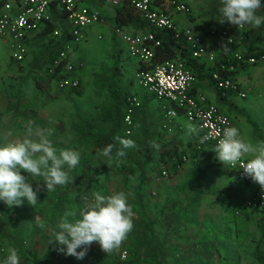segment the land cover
I'll return each mask as SVG.
<instances>
[{"label":"rangeland","instance_id":"obj_1","mask_svg":"<svg viewBox=\"0 0 264 264\" xmlns=\"http://www.w3.org/2000/svg\"><path fill=\"white\" fill-rule=\"evenodd\" d=\"M104 7L108 8L107 5ZM100 35L101 38H99ZM254 39L259 40L258 44L264 48V30L260 31ZM81 47H83V51H78ZM79 49L74 53L77 56L76 62L81 63L79 56L84 58L85 62L82 61L83 66H78L75 73L81 78L83 94L70 93L71 89L69 88L60 89L57 82L50 83L47 91L43 94L37 89L32 75L34 73L30 72L28 67L31 54L28 53L26 61L22 64H16L12 59L11 40L6 41L0 36V142H15L23 139L25 126L31 121L34 130L44 129L47 131L48 138L57 150L73 149L80 153V163L76 168L69 170V176L73 182L71 190H80L81 187L84 191V200L92 199L97 193L110 196L117 192H124L128 194V201H133L136 192L139 191L137 188L138 173L125 183V177L117 169V157L114 155L111 159L102 157L100 154L105 148L99 146L89 148L84 145L74 124L77 116L90 118L99 106L107 102L104 94H98L95 74L113 63L114 53L117 52L122 57L121 62H123L126 79H135L137 68L133 69L132 65L124 64L129 52L128 44L104 24L90 26L86 30V39L80 44ZM131 61L135 63L137 58H132ZM236 79L246 92L244 98L238 94L229 96V103L235 105L236 110H230L228 105L221 102L216 89L209 81L205 84V94L223 113L230 115L244 140L254 146L264 144V139L257 137L246 116L237 111L239 109L250 114L251 118L259 124L261 134L264 136V62L239 72ZM12 85L15 87L13 91L17 90L16 87L22 86L23 95L19 100L10 99L7 96L6 90ZM143 90L135 80L132 87L133 93L142 100L151 97ZM148 101L153 110L159 105V101L155 98H148ZM181 121L187 125L193 123H190L191 121L183 113ZM168 127H171V130H166L163 135L165 144L170 143L166 149L168 153L181 152L189 143H195L193 141L195 139L188 136V130L182 134L172 125ZM189 167L188 159L182 174H185V170ZM78 168L81 172L80 176L74 173V170ZM22 174L26 178L30 177V174L23 170ZM148 174L149 177L141 189L144 198L143 204L149 217L155 222L152 227L154 233L159 238L169 240L170 247L179 248L178 251L169 249V253L175 258L172 264H259L254 258L253 252L262 242L257 223L263 217V213L240 210L238 206L236 207L239 199H234L232 207H228L215 196L205 194L199 205L194 206L186 216L183 214L179 218L174 215L171 208L172 200L176 197L173 192V184L178 179L164 176L158 163L148 170ZM205 176L201 189L219 188L232 183V191L239 194L241 198L253 195L258 186V183L253 181L247 183L238 177L236 172L231 176L232 180H228V176L218 168L206 171ZM31 184L34 190L37 189V185L41 186L38 191V201L45 204L52 191L47 192L43 189V181L32 180ZM179 198L184 201L183 205H186L184 198ZM24 204L31 207L26 199L21 205L11 208L0 201V258L6 255L10 247L19 244V247L15 248L18 249L21 264L27 263L24 260L25 257L20 255L19 250L21 248L24 251L29 249V253L37 252L38 256H41L49 247L48 237L52 233L48 226L34 231L29 222L24 231L28 240L22 242L19 234H14L12 238L9 237L8 241L4 240L8 232L16 230L13 227L14 215L16 209L18 210L17 206L22 207ZM70 204H75V202L71 199ZM38 218L40 216L36 215V222H40ZM133 218L140 222L137 213H134ZM124 252L128 253V249L120 253L121 258ZM220 252L221 254H218ZM222 255L226 259H221ZM59 256L56 255V262L51 264H61L62 259ZM74 258L72 259L73 263Z\"/></svg>","mask_w":264,"mask_h":264},{"label":"trees","instance_id":"obj_2","mask_svg":"<svg viewBox=\"0 0 264 264\" xmlns=\"http://www.w3.org/2000/svg\"><path fill=\"white\" fill-rule=\"evenodd\" d=\"M6 1L8 0H0V10L2 4ZM19 1L20 0H12L14 3ZM96 2L100 4V2ZM50 13L51 18L44 22L40 31L29 35L26 40L28 47L27 56L28 53L31 54L28 67L30 72L34 73L32 75L34 76L37 89L43 94L47 91L50 83H58L63 78L68 77L62 74L65 68V61L59 64L53 73L49 71V65L54 62L63 46L71 39L69 32L71 22L68 18V13L59 6L55 0L51 2ZM114 24L115 27L119 28H131L145 33L152 32L155 38L160 41V45L154 47L155 62L166 60L183 61L193 71L196 80L209 81L216 89L218 98L221 102L228 105L230 110L237 109L235 105L229 103V96L235 93L232 90L220 88L213 79L212 72L218 68V61L206 67V61H204L203 58L193 57L191 46L182 34L176 36L173 30L158 29L148 26L142 18L141 13L133 7L128 0H124L120 6L115 7ZM56 31L59 32L58 35H55ZM236 45L240 46L239 43L234 44V46ZM238 51L242 52L246 57H258L264 53V49L259 46L257 39L251 41L246 47L240 46V50ZM24 61H26V59ZM236 66L237 70L234 75L237 76L239 72L246 70L250 64L238 62ZM144 67H146V65L141 63L140 69ZM227 75L230 74L227 73ZM135 80L136 76L135 79L125 78L121 56H119L117 52L114 53L113 64L104 67L95 74L98 94H104L107 102L99 106L97 111H95L90 118H85L81 115L77 116L74 128L84 145L89 148H94L95 146L106 148L110 144L114 145L112 155L117 157V169L125 177V183L128 182L129 178H133L135 174L138 173L137 180L139 179V183L137 184V188L139 191L136 192L135 199L133 201H128V203L131 205L134 213H137L142 225H140L138 220L133 218L132 230L127 234L119 248L111 253L106 252L104 254V250L100 245L93 242L91 246L88 247L87 253L83 259L65 255L58 250L60 246L54 241L50 242L53 238V230L55 229L56 223L61 218L67 216L71 219L73 214L78 217L81 208L87 201L84 200V191L81 187L80 190H71L73 188V182L70 179L67 184L56 187L45 204H42L40 201L35 207H29L25 204L22 205V207L17 206L18 210L16 209V214L14 215L15 220L13 221V227L16 228V230H14L15 233L14 231L8 232L4 240H7L9 237L12 238L14 234H19L22 242L28 240L24 231L25 228L28 227L29 222L34 231L44 226H48L52 230L51 235L48 237L49 247L41 256H38L37 252L32 254L29 253V249H25L24 251L21 248L19 250L20 255L25 257L24 260L27 264H51L56 262V255H60L59 257L62 259L61 264L174 263L175 258L171 256L169 249L178 251L179 248L174 246L173 248L170 247L171 244H169V240L159 238L154 233L152 227L155 222L149 217L144 207V198L141 193L143 184L149 177L148 170L152 169L153 165L156 163L161 166L162 172H167V177L170 179H178V181L173 184V192L176 197L172 200L171 208L173 209L174 215L179 216V218L183 214L186 216L194 206L199 205L205 194L215 196L228 207H232L234 199H239L236 203L237 207L240 202L247 197L241 198L239 194L233 192L232 183L219 188L211 187L208 189H201V185L206 178L205 172L222 165V163L216 159L214 150L211 149L215 145L213 141L200 143L198 140L195 143H189L181 152L175 151L168 153V151H166L167 147L170 145V143L165 144L166 142H164L163 136L164 132L168 130L166 128L167 110L165 109L166 107L163 108L162 105H159L154 110L151 108L148 98L157 99L154 95L148 94L151 97L144 98L143 100L140 98L142 101L141 106L134 110L132 114V125L129 129L125 119L128 114V97L134 95L132 87L134 86ZM14 88L13 85L11 88L10 86L7 88V96L10 99L16 98L19 100L23 95L22 86L16 87V91H13ZM69 89H71L69 91L70 93L76 95L83 94L81 84L78 88ZM142 89L143 88H141V90ZM196 89L197 86L194 84L191 91L193 95H195ZM173 107L175 108L177 106L173 105ZM237 111L246 116L257 137L264 139L259 124L251 118L250 114L239 109ZM180 112L182 111L180 110ZM128 129L130 133H127ZM116 137L134 140L135 148L127 149L126 156L124 157L116 155V150L120 147L118 141L115 139ZM199 137H202V132ZM184 157H186V160H184ZM188 159L190 161V167L185 170V174H182ZM74 171L76 175H81L79 168ZM237 174L238 177L243 179L241 174ZM246 182L249 183L250 181ZM179 197L184 198L186 205H183L184 201H181ZM71 199L75 204L69 205ZM241 210L263 213V217L257 223L261 232L262 242L254 250L253 256L259 264H264V210L253 208ZM36 215L40 216V218H38L40 222H36ZM18 228H20V231H18ZM9 242L13 243L11 241ZM15 247L18 248L19 244H15ZM126 249H128V253L126 258L122 259L120 253ZM79 250L80 249H77V251ZM218 254H221V252ZM73 258L74 263L72 262ZM220 258L224 259L225 256L222 255Z\"/></svg>","mask_w":264,"mask_h":264},{"label":"built area","instance_id":"obj_3","mask_svg":"<svg viewBox=\"0 0 264 264\" xmlns=\"http://www.w3.org/2000/svg\"><path fill=\"white\" fill-rule=\"evenodd\" d=\"M67 13L71 22V39L63 46L57 58L49 65V71L53 73L59 64L65 63L62 71L63 78L58 82L60 89L78 88L80 80L74 74L75 64L71 57L74 47L81 44L86 39V30L94 24H102L106 20V15L99 9L84 6L78 0H55ZM102 4L112 7L120 6L124 0H96ZM140 13L148 26L158 29L173 30L176 36L183 35L190 44L192 55L195 58H205L212 64L218 61V68L212 72L213 79L220 88L232 90L240 97H246V92L242 89L236 79L235 72L238 62L244 64H260L264 62V53L260 56L246 57L240 51H228L223 58H217L215 53L204 46L201 39L190 27L179 29L171 16L169 9L184 15L192 14L191 6L185 0H128ZM52 0H20L19 2L6 1L0 10V36L6 41L12 42V59L16 64L22 63L27 56V37L40 31L45 21L51 18L50 7ZM160 5V6H159ZM246 27L226 25L222 30H212L213 36L220 37L228 47L238 44L245 33ZM116 34L128 44L130 56L137 58L146 67L136 72L137 84L157 99L169 101L177 107L165 108L166 117L174 118L178 116L180 110L186 118L198 124L202 136L210 134L215 144L222 136V130L228 126H235L230 115L223 113L220 108L207 101L204 94L193 95L191 93L196 82L193 71L181 60H166L155 62L154 47L160 45V41L155 38L152 32L144 34H131L124 28H114ZM59 32L56 31L55 35ZM101 38V36H100ZM230 74V75H227ZM141 99L137 95L128 97V114L126 122L129 129L132 125V114L137 107L141 106ZM127 133H130V130ZM171 130V128H169ZM201 143V142H200ZM245 159V158H242ZM186 160V157H184ZM232 171L241 174L244 180L252 181L244 175L242 168L238 164L226 165ZM164 176H168L163 171ZM241 209H262L264 210V189L258 184L255 193L245 197L239 204ZM127 252L122 254L126 258Z\"/></svg>","mask_w":264,"mask_h":264},{"label":"clouds","instance_id":"obj_4","mask_svg":"<svg viewBox=\"0 0 264 264\" xmlns=\"http://www.w3.org/2000/svg\"><path fill=\"white\" fill-rule=\"evenodd\" d=\"M264 6V0H220L218 20L232 26L259 28L264 25V15L257 12ZM190 133L197 130L188 126ZM212 138L210 134L200 137L204 143ZM120 147L116 155L126 156V150L135 148L132 139L115 138ZM114 145H108L100 154L111 159ZM216 159L223 165L238 164L244 175L264 189V144L254 146L242 138L240 130L228 126L222 130V136L211 148ZM248 157L247 159H242ZM80 163V153L73 149L57 150L44 129H35L29 121L25 126V136L15 142H0V201L7 207L21 205L26 199L35 207L38 201L37 185L34 190L31 181H43V189L54 191L70 180L69 170ZM22 170L30 174L26 178ZM42 179H35V178ZM31 178V179H30ZM134 211L128 203V194L117 192L110 196L99 193L87 200L77 217L61 218L52 233V239L59 251L77 259H83L88 247L97 242L107 253L118 249L127 234L133 228ZM77 249H80L77 251ZM0 264H21L18 250L10 247L6 255L0 258Z\"/></svg>","mask_w":264,"mask_h":264},{"label":"crops","instance_id":"obj_5","mask_svg":"<svg viewBox=\"0 0 264 264\" xmlns=\"http://www.w3.org/2000/svg\"><path fill=\"white\" fill-rule=\"evenodd\" d=\"M8 1H10V0H8ZM78 1L81 5L89 6V7L101 10L106 15V20L102 24H104L106 27H109L113 31V33H115L114 28H116V27L114 24V17H115V8L114 7L107 5V4H102V3L97 4V2L95 0H78ZM156 1H157V3H159V0H156ZM185 1H186V3H188L191 6L192 14L187 16V15L180 14V13H177V12L169 9V11L171 12V16L173 17L174 21L178 25L179 29H185L187 27L192 28L194 30V32L196 33V35L201 39L204 46L207 47L209 51L215 53L217 58H223V56L228 51L240 50V46H245V47L248 46L251 43V41H254V37H256L260 31L264 30V25H262L259 28H250L249 26H245L246 27L245 33L239 41L240 46H237V45L234 46L233 45L231 47H228L226 45V43L220 37L213 36L210 33L212 30H222L226 25H229L227 22L221 23L217 19L219 16L218 8L220 7V0H185ZM10 2H12V1H10ZM104 5H107L108 8L104 7ZM257 14L258 15H264V6H262L261 9L258 10ZM125 30L131 34H144L145 33L143 31H136V30L131 29V28H127ZM92 36L94 37V34ZM100 36H99V38H100ZM241 41H242V43H241ZM258 41L259 40H257V42ZM79 47H80V44L76 45L74 47L75 49H74L73 54L75 53V51H77L79 49ZM78 51H83V47H81ZM73 54H72L71 60L75 64V66H76L75 70H76L78 66H83V62H85L84 61L85 59L81 58L79 56V61H81V63L78 64L76 62L77 56H76V54H74V55ZM132 58L133 57L130 56V54L128 52V55L126 56L127 60L124 62V64L126 66L132 65L133 69L137 68L136 69V72H137L141 68V62L137 59V62L134 63L131 61ZM203 60L206 61V64H207L206 67H209L211 62H209L205 58H203ZM258 64H255V65H258ZM122 65H123V62H122ZM255 65H250L248 68L255 66ZM123 69H124V67H123ZM74 74H76V73H74ZM78 78L81 80L80 77H78ZM206 82H208V81L197 79V82L195 83V86H197V89L195 92L196 96L200 93L204 94V96H206L205 90H204ZM80 83L82 85L81 81H80ZM144 93L152 95L145 90H144ZM206 98H207V101L209 103H213L209 99L208 95L206 96ZM158 101H159V105H162L163 108L164 107L173 108V104L169 101H163V100H158ZM181 116H182V112H180V114H178V116H176L174 118H167V127L166 128L169 129L171 127H168V126L172 125L173 128H175L177 131H179L183 134L185 130H188L189 125L184 124L181 121ZM190 123H192V122H190ZM191 126L194 127L197 131L195 133L187 132L189 134L188 136H191L190 137L191 139H195L193 141L197 142L199 140V142H200L199 136H201V130L199 129V127L196 123H192ZM218 169H221L222 172L228 176L227 177L228 180H232L231 176L234 175V172H232V170L228 166L222 164L220 167H218ZM228 173H230V174H228Z\"/></svg>","mask_w":264,"mask_h":264}]
</instances>
